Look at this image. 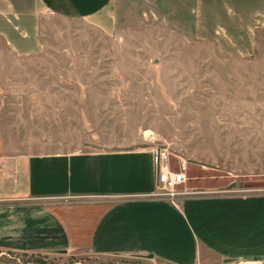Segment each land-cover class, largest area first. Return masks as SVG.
<instances>
[{
  "label": "rangeland",
  "instance_id": "obj_1",
  "mask_svg": "<svg viewBox=\"0 0 264 264\" xmlns=\"http://www.w3.org/2000/svg\"><path fill=\"white\" fill-rule=\"evenodd\" d=\"M195 0H116L106 35L67 9L19 56L0 40V168L5 155L149 147L193 195L264 192V27L231 58L193 35ZM0 264H161L84 249H0ZM232 264H264L262 259Z\"/></svg>",
  "mask_w": 264,
  "mask_h": 264
},
{
  "label": "crops",
  "instance_id": "obj_2",
  "mask_svg": "<svg viewBox=\"0 0 264 264\" xmlns=\"http://www.w3.org/2000/svg\"><path fill=\"white\" fill-rule=\"evenodd\" d=\"M116 0H0V40L14 54L43 49L42 30L67 9L112 35ZM264 0H195L193 35L231 58L254 53ZM153 148L5 155L0 249L151 255L161 264L264 260V192L156 195ZM225 260H231L225 262Z\"/></svg>",
  "mask_w": 264,
  "mask_h": 264
},
{
  "label": "built area",
  "instance_id": "obj_3",
  "mask_svg": "<svg viewBox=\"0 0 264 264\" xmlns=\"http://www.w3.org/2000/svg\"><path fill=\"white\" fill-rule=\"evenodd\" d=\"M153 161L156 174V186L158 188V191L155 193L156 195L164 196L176 204L177 199L198 192L187 187H179L186 180L185 162H180L178 168L173 169L166 150L153 151Z\"/></svg>",
  "mask_w": 264,
  "mask_h": 264
},
{
  "label": "water",
  "instance_id": "obj_4",
  "mask_svg": "<svg viewBox=\"0 0 264 264\" xmlns=\"http://www.w3.org/2000/svg\"><path fill=\"white\" fill-rule=\"evenodd\" d=\"M147 257L151 258V255H146ZM231 260H225V262H230Z\"/></svg>",
  "mask_w": 264,
  "mask_h": 264
}]
</instances>
